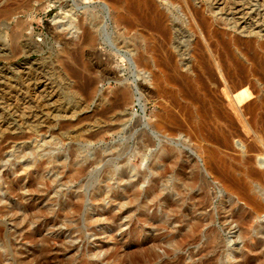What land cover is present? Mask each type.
<instances>
[{
	"label": "rangeland",
	"instance_id": "obj_1",
	"mask_svg": "<svg viewBox=\"0 0 264 264\" xmlns=\"http://www.w3.org/2000/svg\"><path fill=\"white\" fill-rule=\"evenodd\" d=\"M56 1L46 10V0H0V264H264V165L258 161L264 156V81L247 84L256 109L238 106L237 112L217 72L219 96L235 125L219 123L228 145L202 143L216 150L217 170H211L199 140L155 127L159 120L174 127L173 118L186 129L198 126L179 86L155 80L160 68L153 65L165 56L160 34L140 24L117 33L116 9L106 12L101 0ZM168 1L169 18H180L168 49L185 72L184 66L197 67L207 41L190 10H205L201 15L209 18L210 3ZM259 1L249 21L258 20L263 32L252 48L238 32L226 37L240 36L241 47L264 67ZM86 31L96 33L92 45L84 42ZM215 41L212 47L220 49ZM129 51L148 55L152 82ZM94 77L91 94L80 89ZM45 79L56 94L48 118L41 117L33 85ZM125 87L133 100L124 113L112 120L101 115L107 104L99 96ZM193 172L200 180L190 188L184 177ZM199 220L205 221L198 239L185 241Z\"/></svg>",
	"mask_w": 264,
	"mask_h": 264
},
{
	"label": "bare ground",
	"instance_id": "obj_2",
	"mask_svg": "<svg viewBox=\"0 0 264 264\" xmlns=\"http://www.w3.org/2000/svg\"><path fill=\"white\" fill-rule=\"evenodd\" d=\"M56 2V0H46V5L44 8L47 10L52 6V3ZM208 2L210 3L209 18L201 15V13L205 14V10L199 11L195 8H191L189 13L192 17V20L195 21L200 27L201 33L205 34L207 41L205 45H199L200 49L198 50L197 54V67L192 68L190 66H184L185 72L180 69L178 62L172 56V54L169 53L168 49V46L172 44L171 29H177L178 24L176 21L180 20L178 16L176 18H169L168 12L170 10L167 3L173 4V2L168 0H159V4L165 6L163 10L159 8V5L157 6L154 4L152 0H101L100 4L106 12L108 11L107 9H116L115 18H113V21L117 33H123L128 29H135L137 24H140L145 29L160 34L162 38V40L159 39L160 47L162 51L165 52V56L159 61V63L153 65L155 68H160V74L157 77L155 75V80L163 79L169 84H175L179 86L183 98L192 104V107L197 113L198 126H189V130L186 129L184 125H182L183 123H181V121L179 123L177 121L178 119L173 118L172 122H174V127L173 125H168L165 120L157 121L155 127L157 130L169 132L170 135H175L181 130L186 132V134L189 135L193 141L199 140V147L203 148L204 150V159L206 164L209 169L214 170L217 168L216 165L218 162L216 150L214 147H204L202 146V143L211 144L213 146L228 145L230 141L229 135L224 133V131L219 128V123L224 121L230 122L231 125H235L231 115L226 110L225 104L221 101V97L219 96V87L222 83L217 77V72L221 74L224 80L223 85L225 88L223 91L226 96L230 98L229 105L232 107V109H234V111L237 112L239 110L238 106H244L250 111L256 109L253 108L254 102H248L252 94L248 89L247 84H250V82H259V80L264 81V67H261L259 58L255 54H249L250 52L248 53L247 49H243L241 47L242 41L240 36L229 35L226 37V35L232 34L233 32H238V34L241 36L245 35V39H248L246 44L248 48H250L253 42L252 39L261 35L263 29L257 24L258 20L249 21V18L257 17V15L254 16L253 14L255 9L258 7L256 3H260L259 0H208ZM2 14L3 11L0 10V16ZM54 21L56 25L64 28V23L56 19H54ZM215 24L217 26H215ZM218 25H221L222 27L220 28ZM75 32H78V28H76ZM137 32L141 37L145 36L140 30H137ZM95 34V31H86L84 35V42L86 45H92L94 43ZM213 40L216 42V44L220 45V49H217L216 46V48L212 47L213 43L210 41ZM129 53L134 56L136 68H142L147 73V77L145 79H148L152 82L154 80V75L152 76L148 68V55H139L134 51H129ZM76 57V61L78 62L79 58L78 56ZM244 59L251 62L250 66L247 65V61ZM105 71L107 74L112 73L107 69ZM84 77L87 76L84 75ZM1 79L2 78H0V80ZM98 79L99 78L96 77L89 78L84 84L80 86V89L84 90L87 94H91L94 91V86ZM2 84L4 85V80L1 81V85ZM33 85L36 90L34 97L40 98V100H38L39 105L42 106V110H44V113L42 111L41 117L45 116L48 118L52 113V104L50 102L53 98H55V91L53 87L49 86L50 84L46 79L44 81L41 80L35 82ZM145 88L151 94L150 96H157L160 94V92H154L147 87ZM48 89H51V91L48 92ZM132 100L133 93L128 87L121 89V91L119 93H115L114 96H110L109 94L100 95V103L107 104V107L101 110L100 114L103 116H108L109 119L112 120L116 115L124 113V108ZM148 142H151V140L148 139ZM171 152L174 153L173 150L170 151V153ZM175 160H173L174 164L177 165L179 162L177 163ZM258 161L260 164L264 165V156L258 155ZM180 169H184V167L181 166ZM184 179L185 181H188L186 186L192 188L196 186L200 180L199 173L193 172L187 174ZM151 194L156 195V192L151 190ZM72 209L75 213H77L79 206L76 205ZM50 211L53 212V210ZM31 219L32 218H29L27 220L24 227L30 224ZM118 220L119 217L114 215L113 222ZM204 221L205 220H199L198 222L193 223L192 230L194 231V235L185 241H196L198 239L196 230H198V227H200ZM39 264H49V262L48 260H43L39 262Z\"/></svg>",
	"mask_w": 264,
	"mask_h": 264
}]
</instances>
